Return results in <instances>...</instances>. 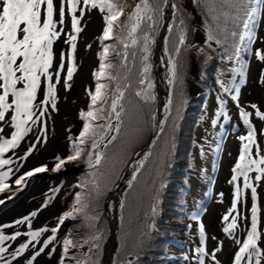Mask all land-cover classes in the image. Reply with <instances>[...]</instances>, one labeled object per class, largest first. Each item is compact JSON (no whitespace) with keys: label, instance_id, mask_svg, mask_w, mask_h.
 Returning <instances> with one entry per match:
<instances>
[{"label":"bare ground","instance_id":"bare-ground-1","mask_svg":"<svg viewBox=\"0 0 264 264\" xmlns=\"http://www.w3.org/2000/svg\"><path fill=\"white\" fill-rule=\"evenodd\" d=\"M57 4L64 12L62 24L59 23ZM263 12L264 5L262 15ZM43 15L44 10L42 19ZM74 17L80 21L79 32L72 28ZM53 21L59 35L53 40V62L48 73L52 79L40 75V86L33 101L32 120L24 125L27 129L24 138L9 153V163L0 169V178L5 173L10 175L14 164H18L14 170H19L15 178L8 181L7 189L0 192V236L5 238L0 241V249H3L0 251L1 264H27V254L28 260L35 256L32 264H54L60 250L46 243L43 254L38 256L31 253V246L36 244L35 251H38L42 241L50 234V229L56 225L55 218L70 202L68 195L72 190L73 179L63 178L69 175L66 172L59 175H52L54 171L25 175L37 167L52 169L56 162L67 156L71 137H76L80 132L94 89L98 41L103 32L104 19L98 7L94 10L84 0H77L74 9L72 0H54ZM260 23L253 34L256 38L231 64L233 68L228 87L222 93L218 92L221 96L213 92L206 105L205 123L197 133L198 171L191 175L189 223L184 226L183 239L173 241L177 249L185 251L175 255V264H235L236 255L252 233L253 223L258 251L250 249L244 253L240 264H264V171H261L264 164L260 163L264 160V119L256 115L257 112L264 114V62L253 55L255 50L264 48V17ZM199 35L202 38V34ZM72 36L76 39L72 40ZM69 70L72 71L71 80L67 78ZM50 88L52 97H49ZM192 90L198 95V101L201 98L207 100L206 94L204 97L199 95L201 89L195 82ZM200 111L203 112L201 108ZM242 112L248 113V116L243 117ZM216 113L224 124L217 121ZM12 116H15V112L9 110L5 113V121H0V129H3L0 132V144L11 139L16 130ZM21 119L26 117L22 116ZM228 123L230 129L222 132L223 125L226 124V127ZM250 133L251 143L240 139ZM215 135H223L221 140H225L221 161L218 160L219 140H215ZM245 144L251 154L241 162L239 157ZM252 160L256 164H251ZM237 163H243L244 167L236 170ZM23 176V183L14 184L15 179ZM38 176V180L29 187L30 191L17 203L19 193L32 185ZM252 187L256 189L255 194L251 191ZM194 209H197V215L202 210L205 214L193 219ZM225 216H228L227 220ZM20 220L24 223H16ZM233 223L235 227L225 231ZM201 225L204 227L203 234L200 232ZM30 229L31 234H26V230ZM34 229L40 233L35 239ZM15 231H19V235L13 234ZM13 235L16 239H11ZM27 240L30 243H27L24 252L14 255L23 246L21 241ZM52 248L54 253H51Z\"/></svg>","mask_w":264,"mask_h":264},{"label":"rangeland","instance_id":"rangeland-1","mask_svg":"<svg viewBox=\"0 0 264 264\" xmlns=\"http://www.w3.org/2000/svg\"><path fill=\"white\" fill-rule=\"evenodd\" d=\"M176 2L178 6L177 13H179V15L181 16L179 26L180 28L184 29L186 32L181 33L180 36L177 37L175 32L173 31L172 33L169 34L166 44H164L165 45L164 48H166V51L169 54L168 57L169 68L166 73V78H169V80L172 79L173 81L172 83H169L170 94L167 97V103L165 106V108L166 107L168 108L169 118H167L164 121L158 140L154 143L150 152L146 155V159L142 163L141 167L139 165L137 171L135 172L133 180H131L130 182L129 187L123 193V199L128 197L129 199L128 202L130 203L128 209H126L127 207L126 208L123 207L122 210L123 218L121 220L119 233L121 231V237L124 243H122V245L118 249V252H116L115 260L113 264H136L137 257L146 259L154 243L157 244V249L160 250L159 235L158 237H156L155 228L165 227L164 224H161L164 223L163 221L164 218H169L170 220L166 228V230L170 234L169 238H180L183 236L181 233L184 231V225L187 223V218L186 219L180 218L178 220H174V216L177 213L176 207L174 205L181 204L182 206L180 207L179 211L182 214H185L187 212V204L191 195L186 194L185 188L190 187V182L192 183L190 175L198 171V169L193 171H191V169L193 168L194 165L193 161L197 162L196 143L198 136H196V134L200 125V124L197 125V122H198V116L202 113V111H200V108L205 102L204 100L202 101V103H200L198 111L194 113L195 116H192L193 123L196 127H195V131L192 132L191 136L190 135L187 136L188 135L187 131L189 130V124L186 127V133H183L181 131L180 126L182 124L181 117H184L185 111L188 107V101L189 99L193 98V95H190L189 93L190 81L193 77V75H191V68H192L191 61L193 57H195L198 60L200 59L202 63H205V65L202 64L204 71L200 70L197 78V80H199L200 83L202 84L201 88L207 90V92L206 91L203 92V96H201L204 97V93L206 94L207 102L205 103L204 108H206V105L209 102V98L213 92L215 93L216 96H221L218 94V92L222 93L224 91L223 88L217 90V87H214V84L208 85V81L211 80V78L218 81L220 79L219 74L221 73H223L222 76H226L228 71L226 66H221L222 64L221 65L216 64L215 67H211L209 66V59L198 58L197 55L199 51L204 53L206 52L208 54L214 55L210 57L215 59L219 63L226 61L225 55L223 54V48L219 46V41L216 39L215 33H213L209 27L210 23L215 24L216 22L215 16L213 15V11H217L219 13L220 8H217L215 5L211 4L209 0H194V4L196 8L201 14L203 20L205 21V25L207 28L206 30L208 32V34H205V36L202 31L198 33V34H202L201 39H204L203 41H201L198 40L197 37L196 38L194 37L195 32L197 30L194 25V18L192 17L193 11L187 7L188 2L186 3V0H176ZM96 3L97 5H99L101 3V0H96ZM112 3L115 4V7L112 10V14L109 12L108 8L106 7L103 8V10L106 13L104 18L105 20H107L108 16H113L114 18L115 13L117 12V15L119 17L115 20V26L118 22H120L122 19H124L127 16L126 14L127 12L131 13V11L136 10L138 8L137 6L140 5L139 2L137 3V5L134 4L132 5L131 0H112ZM164 5H165V0H163V5L158 9V14L156 16L158 21L157 22L155 21L153 25V27L157 26L158 30L157 31L151 30L150 36H148L147 32L149 27L148 24L146 25L147 32L145 33V37L146 40L148 41L147 47L149 49L155 47V44L157 43L158 31L162 26V20L164 16L163 13ZM148 16H151L153 19L154 17L153 9H150V13L145 16L142 14L137 15L136 23L134 27H136V29L138 28L137 30L139 31L138 34L141 33L142 25L146 21L148 22L152 20V19L148 20L147 19ZM263 17H264V12L263 15L261 16L259 15L257 17H253V19L256 22L253 28V34L258 28L257 27L258 24L262 22ZM103 29H105V25ZM199 37H201V35H199ZM245 38L246 40H248V34ZM181 40H183L182 44L180 43ZM130 42H131V38L129 40L128 38L127 40L122 39L119 41L118 47L125 44L130 45ZM108 43H109L110 56L115 58L112 54L114 50L110 48V43H113L112 41H110V38L105 44L108 45ZM207 48L213 50L210 51V49ZM121 57L122 56H120L119 58ZM236 60L237 58L235 59V61ZM109 62L110 61H107L105 63V66ZM143 63H146L151 67L152 65L151 57H148L147 60H143ZM173 64H175L176 66V76L174 78L172 77ZM215 68H218L219 71H216ZM228 72L230 73V70ZM231 74L229 75V77L231 76ZM204 76L207 77V80L205 79L207 86L204 85L203 83ZM127 86L129 87V85ZM110 87L122 88L124 86L114 82L112 85H110ZM173 91H175V94L180 93L181 95L177 100H175V98L171 96V93ZM143 92L148 93V90H144ZM200 94L202 93H199V95ZM196 96L197 95H195L194 93V97ZM198 105L199 103L197 102L196 99L193 105L191 106V112H193V110L196 107H198ZM125 107L127 111L124 116V126L118 138L119 140L117 141L116 146L113 149L112 153L111 154L110 152L108 153L107 160L103 162L102 164L103 167L100 173L93 177V187H96L97 183L101 181V186L96 195V198L92 194H90L89 196H83L80 198V202L78 204L79 211L84 212L85 214H89L90 217H92L93 214H95L99 210L98 209L99 206L106 205V207H108L110 192L113 189L114 185L122 177V170L120 172L118 166L121 165V163L133 153V150L136 146L141 144L143 140L150 137L152 133V127L149 131L146 130L147 120L153 116L151 114V110L153 108L149 104H147L145 101L137 100L130 96L128 98L127 103L125 104ZM172 109H174L176 115L172 116ZM216 115H218L216 116L217 121H219V123L220 122L223 123L221 121L220 115L217 113ZM103 119H105L104 114H103ZM102 123L98 126L99 128L95 135H94L95 128L90 129L89 133L87 134V135H91V138L89 140L86 141L85 136L83 137L84 143L83 145L80 146V150L81 152H83L84 158L67 160L69 155L74 154V149H75L73 145L70 144L69 149L71 150V153L68 152L69 154L63 158L66 162L61 164L58 170L56 169L57 167L55 166L54 170H52L54 171V173H52L51 171L52 175H59L60 173H65V172L66 174H69L67 176L65 175L62 177L65 179L67 178L66 180L73 179V183L71 185V189L73 190H76V186L80 184L82 177V174L81 173L79 174L75 170H77L79 166L84 167L85 164L90 162L94 157V153H95V148L93 147L94 139L101 137L102 135L101 129H103ZM202 124H204V122ZM225 125H223V129L221 130L222 132H224V129L226 131L229 130L231 127L229 123L226 127H224ZM193 133L195 136L194 139L192 138ZM222 136L223 135H219L218 137V135H215V140L216 141L219 140L218 141L219 161L222 160L221 154L224 151L223 147L225 140L223 141L221 140ZM71 138L73 139V137ZM178 151H180V154H185L186 158H188L189 160L192 159V168L189 170L183 169L181 171V175L179 179L182 182V186L180 189L176 191V194L178 195L176 198L177 201L171 202L173 205L165 204V208L167 211H165L164 214H162L161 210H159L160 196L163 193V189H164L163 185L166 181V175L170 174L169 166L173 164L175 168L177 167V161L173 157V153ZM68 165H70L69 167H71V169L68 168ZM180 166H184V164H180ZM211 171L212 170H210L209 173H211ZM35 182H33L31 186H33ZM71 194L72 191L68 195L70 199H71ZM65 208L61 210V212L64 211L62 214L66 216L64 219V224L67 218L70 219V224L62 228V231L63 230L64 231L62 233L61 239H64L63 240L64 244L67 240L73 241V244L75 246L73 250H75V252L73 250L68 249V253L65 254L63 252L61 259H59L61 253L60 251L56 259V262L54 264H57L59 260L60 262L58 264H61V261H63V263L65 264L66 263L77 264V262H79V264H84V260H86L89 264H95L97 261V255L95 253L91 252V254L87 255L79 250L80 248L79 236H77L78 233L75 231V225L79 222V220L77 217H75L77 215L73 211V201L71 202V204L69 203L68 208L66 209ZM61 212L59 213V215L61 214ZM68 213H72V215L69 216ZM175 218H177V216ZM38 229L41 228L39 227ZM109 234L110 231L108 229L104 233V238L106 240L108 239ZM69 248L71 247L69 246ZM168 248L172 250V252H170L169 254L172 253L174 254L175 252L172 260L170 261V264H175L174 261L177 258L175 257V255H178V252L180 254L184 253L183 250L185 249H177V247L175 246L173 247L171 244H168ZM53 252L54 250H51V253ZM155 256L159 257V254L155 253ZM168 258H170L169 255L166 257V264ZM27 259L28 257L26 258V260Z\"/></svg>","mask_w":264,"mask_h":264},{"label":"snow or ice","instance_id":"snow-or-ice-1","mask_svg":"<svg viewBox=\"0 0 264 264\" xmlns=\"http://www.w3.org/2000/svg\"><path fill=\"white\" fill-rule=\"evenodd\" d=\"M77 0H72V8L74 9L76 6ZM84 2H88V0H84ZM257 5H264V0H255ZM91 7L103 9L105 4L101 2L99 6L96 3V0H91ZM109 12L112 9V5L106 6ZM138 8L140 5L137 6ZM144 7L147 8L149 5L147 3L144 4ZM175 8V5H172ZM53 9H54V0H0V121H5V113L9 110H13L15 112V116H12L11 119L15 121L14 127L16 129L15 133L12 135L11 140H5L2 144H0V153L6 152L9 148H15L19 143L21 138L27 129L24 125L32 120V107L33 101L36 98L37 88L40 86V75L43 74L48 77L49 80L52 79L51 76H48L49 69L52 66L53 62V40L59 35L58 31L54 26L53 21ZM42 10H44V15L42 19ZM57 10L60 17L59 23H63L64 12L60 9L59 4H57ZM256 10L253 9V13ZM250 14V19H251ZM131 19V17H130ZM148 20H151L152 17L148 16ZM255 20L252 19V24L245 23L244 27L248 29V40L251 42L254 37L253 28L255 26ZM80 21L75 17L72 20V28L74 31H81ZM113 26V17H107V28L103 33L104 39L110 38L111 29ZM136 31V27L132 28V32ZM72 40H75L76 37L72 36ZM244 37H241L243 40ZM135 43V40H133ZM183 43V40L180 41ZM125 47L128 45L125 44ZM74 47V45H73ZM105 53H107L108 49L105 48ZM239 51V50H238ZM253 55L261 62H264V48L259 50H255ZM147 60V57H145ZM19 61V62H18ZM103 67V65L101 66ZM148 71V68L145 67V72ZM100 73L97 74L99 78ZM176 76V66L173 64L172 69V77ZM68 80L72 79V71L69 70L67 73ZM172 79L169 80V83H172ZM20 85V87H18ZM103 85H99L96 89V94L92 95L93 104L97 101V96L100 95V89ZM151 87V85H149ZM236 92H239V89H236ZM139 95V93H137ZM53 96V91L50 88L49 97ZM235 98V97H234ZM54 106V105H53ZM255 107V106H253ZM113 110L116 108L115 102L112 105ZM241 115L243 117H247L248 113L242 112ZM256 115H259L261 119H264V114L257 112ZM24 116L26 119H21ZM88 116H93L92 112L88 113ZM3 129H0L2 132ZM88 128L84 129L82 133V137L87 135ZM241 140H248L250 143L252 142L251 133L248 136L240 137ZM81 143H83V139H81ZM96 145L93 144V147ZM81 154V150L76 148L74 149V154L69 155L67 160H75ZM251 154L250 149L247 144L244 146V151L240 155L239 160L244 162L247 157ZM64 159H60L56 165L57 169H59L60 165L65 163ZM9 160L4 159L0 160V165H7ZM96 163H99V159H97ZM251 164H256L255 160L250 161ZM261 164H264V160L260 161ZM244 167L243 163H237L235 165L236 170H240ZM48 171L46 167H37L33 171L27 172V176H33L36 173H43ZM264 171V169H261ZM7 176V173L4 174ZM235 179V177H233ZM259 179V177H257ZM23 183V178L17 179L15 181L16 185H20ZM249 186V185H246ZM8 185L4 184L0 187V192L7 189ZM252 193L255 194L256 189L252 187ZM77 202H80V197H76ZM79 209H77L78 211ZM253 212H255V208H253ZM33 216L35 213L32 214ZM69 216L72 213H68ZM196 217L193 216V219ZM225 220L228 219V216L224 217ZM18 224H23L24 221H17ZM63 223V220L60 221ZM235 227V223L229 226V228L225 229V231H230ZM200 232L203 234L204 227L200 226ZM19 235V233H17ZM39 232L33 233V239L39 236ZM256 228L255 223L252 226V233L248 236L247 242L243 244L240 248L239 253L235 257V264H240L241 259L243 258V254L248 252L250 249H256ZM3 236H0V241L4 240ZM11 239H16V236L11 237ZM73 242L71 240H67L65 242V253L68 252L69 246H72ZM28 245L25 244L21 248H19L14 255H19L24 252V249L27 248ZM3 251V249H0ZM258 251V250H257ZM39 255V252L36 253ZM35 259V256L32 257ZM63 264V261H61ZM79 264V262H77ZM259 264V262H257Z\"/></svg>","mask_w":264,"mask_h":264},{"label":"trees","instance_id":"trees-1","mask_svg":"<svg viewBox=\"0 0 264 264\" xmlns=\"http://www.w3.org/2000/svg\"><path fill=\"white\" fill-rule=\"evenodd\" d=\"M236 0H209V2L213 5H215L217 8H220V7H225V8H229L231 6H233V3L235 2ZM132 2V5H137V3L139 2L140 4V7L137 8L136 10H133L130 12H127L130 16H134L136 13L138 12H145L147 10H150V9H153L154 12H156V10H158L162 5H163V0H131ZM147 3L149 5V7L145 8L144 7V4ZM187 14V13H186ZM181 19V16H179L178 20ZM155 21L157 22V19L156 18H153L151 21L147 22L148 24V36H150V31L151 30H158V27L157 26H154V23ZM176 28H180L179 26V23L176 24ZM139 31H136L134 33L131 34V42H130V46H129V49L130 51L128 53H126L125 55H122V54H119L118 55V58H113L111 56H108L105 60V63L107 61H113L112 64L109 65V70L106 74V80H107V83H106V87H109L110 86V83L112 81H117V75L115 73L114 76H112V72L114 70H118V71H121L124 73V77H122L124 79V84H130L132 86V89H137L139 87L138 85V79H137V74L138 76L140 75V71L139 70H142V75H149V72H145V67L148 68V66H145L143 68H141V62L139 59H137V57L135 56V50L137 48V45L139 43V34H138ZM124 38H127L126 35H124ZM133 40H135V43H133ZM212 49H210L211 51ZM215 53V52H213ZM120 56H122L121 58H119ZM123 64V65H121ZM141 68V69H140ZM139 71V73H138ZM143 79V78H142ZM104 80H105V73L104 75L102 76V81L100 83V85H103L104 83ZM102 89L103 87L100 89V95H98V99L99 98H105V96H107L108 99L110 100H114L115 97L119 94V96L123 93V91L121 90L120 93H119V90L120 88L117 87V88H113L111 89L106 95L102 92ZM102 92V93H101ZM138 93V90L135 91V94L134 96L135 97H138L139 95H137ZM198 101V100H197ZM203 99L201 98L199 102V105L198 107H196L192 114H191V117L192 116H195L194 113L196 111H198V108L200 106V103H202ZM126 102V98L125 96H123L122 100H121V104L124 105V103ZM146 128H150V123L147 121L146 123ZM107 156V154H106ZM99 168H96L94 169L92 172H95L97 171ZM86 191V188H81L79 193H85ZM78 193V194H79ZM101 259H102V254H101ZM101 259L100 261H96L95 264H99L101 262Z\"/></svg>","mask_w":264,"mask_h":264},{"label":"water","instance_id":"water-1","mask_svg":"<svg viewBox=\"0 0 264 264\" xmlns=\"http://www.w3.org/2000/svg\"><path fill=\"white\" fill-rule=\"evenodd\" d=\"M172 5H173V0H169L168 5H167V9H166V12H165L164 25L162 27L161 35L159 37L158 52H159V48L163 44L164 37H165L166 31H167V27H168V24H169V22L171 20V17H172V12H173ZM159 54L161 55V51L159 52ZM159 54L156 55V59H155V69H156L155 72H156V75H157V78H158V90L161 91L162 90L161 89V86H162L161 85V70H160L161 62H160V59H159ZM20 200H18L17 203ZM18 232L19 231H15L13 233L17 234ZM115 246H116V240H115V236H114L112 238V240L109 242V244L106 246L105 257H104L103 264H111L112 263V260H113L112 256H113V254L115 252V249H114Z\"/></svg>","mask_w":264,"mask_h":264}]
</instances>
